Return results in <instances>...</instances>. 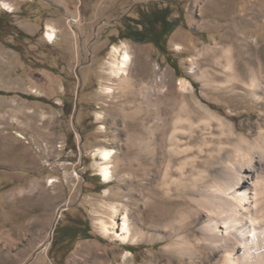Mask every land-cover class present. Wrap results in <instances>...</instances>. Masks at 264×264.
Wrapping results in <instances>:
<instances>
[{"label": "rangeland", "instance_id": "obj_1", "mask_svg": "<svg viewBox=\"0 0 264 264\" xmlns=\"http://www.w3.org/2000/svg\"><path fill=\"white\" fill-rule=\"evenodd\" d=\"M14 1L10 10L0 0V91L10 93H0V264H123L125 246L134 251L124 264H171L167 240H150L141 224L144 181L131 176L125 122L103 92L112 46L128 44L151 82L161 75L158 109L168 125L187 93L180 79H188L220 116L254 128L259 109L248 85L251 70L264 75V0ZM137 5H168L179 19L164 46L117 37L139 16ZM136 103L141 124L156 106L139 96ZM100 146L115 151L109 181L93 154ZM125 203L145 232L135 242L105 235L98 223L110 225L111 206ZM76 219L92 237L64 240L62 226Z\"/></svg>", "mask_w": 264, "mask_h": 264}, {"label": "bare ground", "instance_id": "obj_2", "mask_svg": "<svg viewBox=\"0 0 264 264\" xmlns=\"http://www.w3.org/2000/svg\"><path fill=\"white\" fill-rule=\"evenodd\" d=\"M1 4L11 10L9 3ZM46 37H55L51 25ZM111 52L113 78L103 92L119 105L117 116L125 122L131 176L144 181L140 221L150 229V240H167L163 250L171 264H264V75L251 70L249 79L259 109L254 128L240 129L220 116L202 102L188 79H180L187 93L179 113L185 117L178 113L168 125L158 109L161 75L151 82L125 42L113 45ZM136 67L138 78L133 77ZM138 96L156 106L153 116L147 110L148 119L143 117L141 124L133 121L139 115L140 107L134 108ZM95 150L99 173L109 181L115 151L106 146ZM111 213L109 226L103 219L98 222L105 235L112 232L122 243L142 238L145 232L126 203L112 205ZM131 259L125 249L123 261Z\"/></svg>", "mask_w": 264, "mask_h": 264}, {"label": "trees", "instance_id": "obj_3", "mask_svg": "<svg viewBox=\"0 0 264 264\" xmlns=\"http://www.w3.org/2000/svg\"><path fill=\"white\" fill-rule=\"evenodd\" d=\"M140 5H137V7ZM137 12L139 16L137 18H127V21L124 23V26L121 30H119L118 38H127L136 42H150L156 47L159 48V45L166 44L167 36L174 30V28L179 24V19L170 18L171 8L168 5L163 7L153 6L151 9H142L139 8ZM126 16H122L124 19ZM158 25V26H157ZM16 27V26H15ZM15 30L18 31L17 27ZM151 33V34H150ZM15 35H19V33H15ZM14 47V46H13ZM172 61V60H171ZM175 64V61H172ZM3 94H10L9 92H2ZM72 106V104H69ZM65 106V104H64ZM63 106V107H64ZM78 219L74 220L72 224H67L66 226H62L66 233V239L71 238H89L92 237L88 234L89 229L87 228L86 223H82V227L78 225ZM71 234V235H70ZM56 238H60V241H63L62 232H56ZM55 241V238L52 239V242ZM132 246H125L126 250L133 252Z\"/></svg>", "mask_w": 264, "mask_h": 264}, {"label": "crops", "instance_id": "obj_4", "mask_svg": "<svg viewBox=\"0 0 264 264\" xmlns=\"http://www.w3.org/2000/svg\"><path fill=\"white\" fill-rule=\"evenodd\" d=\"M1 1H5V2H7V3H9V4H11V5H13V4H15L16 2L14 1V2H12V0H1ZM10 5V6H11ZM72 222H74V221H72ZM72 222H69L68 224H72ZM78 222V225L80 226V227H78V229L79 228H81L82 227V222H80V220L79 221H77Z\"/></svg>", "mask_w": 264, "mask_h": 264}, {"label": "water", "instance_id": "obj_5", "mask_svg": "<svg viewBox=\"0 0 264 264\" xmlns=\"http://www.w3.org/2000/svg\"><path fill=\"white\" fill-rule=\"evenodd\" d=\"M53 230H54V226H53V228L51 229V233L53 232ZM35 254H36V252L34 253L33 257L35 256Z\"/></svg>", "mask_w": 264, "mask_h": 264}, {"label": "flooded vegetation", "instance_id": "obj_6", "mask_svg": "<svg viewBox=\"0 0 264 264\" xmlns=\"http://www.w3.org/2000/svg\"><path fill=\"white\" fill-rule=\"evenodd\" d=\"M151 34V33H150ZM62 105H64V104H62Z\"/></svg>", "mask_w": 264, "mask_h": 264}]
</instances>
